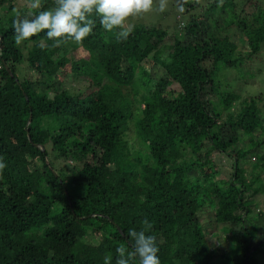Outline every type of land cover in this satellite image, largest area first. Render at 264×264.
I'll return each instance as SVG.
<instances>
[{
    "label": "trees",
    "instance_id": "trees-1",
    "mask_svg": "<svg viewBox=\"0 0 264 264\" xmlns=\"http://www.w3.org/2000/svg\"><path fill=\"white\" fill-rule=\"evenodd\" d=\"M47 3L29 9L22 2L17 10L38 14L55 6ZM173 3L181 15L167 42L169 30L148 23H132L128 39L120 40L93 13L92 33L81 43L65 41L86 52L77 59L59 54L46 30L17 46L16 16L0 24V157L7 165L0 173V264H104L107 255L115 264L116 248L129 247L128 230H139L145 218L153 225L149 234L157 237L161 264H227L222 244L211 245L208 238L217 226L237 222L238 235L231 239L236 264H244L245 252L264 233V166L253 150L264 137L243 144L264 127L255 106L244 102L231 109L237 98L216 79L222 68L239 65L240 50H258L264 17L256 22L246 10L264 0ZM1 4L14 8V0ZM185 9L199 13L183 19ZM219 13L222 27L213 31ZM21 60L27 64L22 76ZM147 60L154 70L140 68ZM28 70L39 79L25 77ZM58 75L87 82L70 91L61 81L54 84ZM153 79L155 88L174 84L180 92L164 98L150 87ZM128 124L146 148L143 154L136 156L125 140ZM230 147L238 148V156ZM208 148L231 158L224 187ZM52 154L72 163L68 176L67 168L48 160ZM248 154L253 161L246 180L237 165ZM208 200L215 206L210 219ZM263 244L247 255V264H262L254 255Z\"/></svg>",
    "mask_w": 264,
    "mask_h": 264
},
{
    "label": "rangeland",
    "instance_id": "rangeland-1",
    "mask_svg": "<svg viewBox=\"0 0 264 264\" xmlns=\"http://www.w3.org/2000/svg\"><path fill=\"white\" fill-rule=\"evenodd\" d=\"M45 1L48 2L47 5H49L50 7H52L51 4H54V0H45ZM22 2H25V0H14L13 9H7L6 4L0 5V19H1L0 24L1 25L2 23L5 24V20L7 17L16 16V12L18 11L17 8L21 5ZM173 2H175V0H166L165 11L161 12L159 11L160 0H154L152 8L148 12L143 13L138 18H130L128 23L129 24L148 23L149 25L163 26L169 30L168 31L169 35L168 37H166L167 38L166 42H167L171 38V35H172L171 30L176 24V19H178L179 16L181 15L180 13H177V8L175 7V4ZM186 10L188 9H185V11ZM246 11L248 12V14L252 16L253 20H255L256 22H259L260 19L264 17V3H262V6L258 5L257 7H253V4H252V7H250ZM216 12L217 10L214 9L213 13H216ZM185 13L182 15L183 19L189 16V14L190 15L194 14L196 16L199 12L198 10H188V13L187 12ZM218 16H219V19H218L219 23L217 21V24H214V23L210 24L212 26L211 30L213 31H216L222 27V24H220V19L222 18L220 16V13L218 14ZM115 31L116 29H113L111 32L109 31L107 32L108 34H112L113 32L115 33ZM58 46H59V50H58L59 54H65L67 56L72 57L73 59L86 56V52L82 50L81 48L76 49V45L74 43H68L64 41ZM240 51L241 52H238V55H237L238 60L236 62V64L239 63V65H236L233 68L231 67L222 68V71L218 72V79L216 80L221 85H224V87L230 90V92H232L237 98V101L233 102L234 105H233V108L231 109H236V106L238 107L244 102L249 103L251 106H255L257 113H258L257 114L258 120L256 121L258 122L261 128V127H264V33H263L260 46L258 50L255 51V53L250 54L244 50H240ZM25 52L26 51L23 49V54ZM152 64L153 63L151 61L149 62L147 60V61L141 62L139 66L142 69L152 68V70H154L155 68L152 66ZM26 67H27V64L24 60H21L18 63L17 71L21 76L23 75L22 73L27 72ZM27 75L28 76H25V77H28L31 80H34L35 78L39 79L35 71L28 70ZM62 76L63 75H60V76L58 75L57 77H55L54 84L60 85L58 82L61 81V85L64 87H67L70 91L74 88L82 89L86 85V82H87V79L71 78L69 77V75H66L62 78ZM154 80L156 79H153L152 86L150 87L152 88L154 92L158 93L159 95H162L164 98H169L180 92V89L176 87L174 84L167 86L165 88H159V87L155 88L156 81ZM90 96L93 97L94 93H91ZM223 118H224V115H221L219 117V121H221ZM88 127L89 125H86L85 127H83V131L85 132ZM260 128L256 127L255 130L262 131V129ZM261 133L264 135V131H262ZM135 134L136 132L134 131L132 124H128L124 138L125 140H127L131 149L136 148V151H137L136 156H138L146 152V148L137 142V138L135 137ZM262 134H260L259 136H256V134L254 135L252 134L251 137L249 136L250 140L248 139L246 144H243L244 142H241V144L248 147L250 146L249 142L253 141L252 143H254V142L260 141L264 137L262 136ZM241 141H244V140L242 139ZM228 150L231 152L232 157L238 156L236 155V150H238V148L233 149V147H230L228 148ZM253 150L256 153L254 156L258 157L259 162L257 163L260 164V166H264V142L259 143V145L253 146ZM19 151L20 150L18 149V152ZM207 154L208 156L211 157V159H213V162H215V167L219 172L217 175L218 178H216V181L218 183L223 184V187L226 186L228 184L227 178L229 177V172L231 173V170H232L231 165H230L231 158L226 157L222 154H219L217 151L213 150L212 148L207 149ZM244 159H245L244 164L240 165L238 162L237 167L239 171H243L241 176L244 179L246 178L248 179L249 178L248 169L251 168V166L249 165V162L253 160L250 157V154H248V156H246ZM48 160H50L52 165L56 168H61V169L67 168V171L65 170L64 173H66L67 176L69 175L68 168L70 169L72 168L71 167L72 163L69 160L63 161L61 158H58L54 154L48 157ZM66 163L69 165H66ZM260 168L261 167H259V170ZM85 171L86 170L81 171V176H79L80 181H84L87 178V173H85ZM82 174L84 175L82 176ZM73 186L68 185V188L71 190L72 189L71 187ZM77 186L78 185H76L73 188H77ZM213 196H214V199L218 198L217 193L215 195L213 194ZM214 209H215L214 202L210 200L206 206V212H207L206 216L208 217V219L211 218L209 214L213 213ZM113 216L119 222L120 220L119 216L118 215H113ZM200 216L202 219L205 218L203 213ZM72 226H73V232L75 234H78L79 230L77 229L76 224H73ZM224 226L222 227L217 226L216 233L213 235L211 234V236L208 238L209 239L208 242L211 245H216L218 242L221 243L222 244L221 251L224 257L227 258V264H236V262L239 261V255L237 254V251L235 250V241L231 239V235L232 234H234L232 236L238 235L237 232L240 229V225L237 222H235L230 227H224ZM236 228H239V229H236ZM230 231H233V233L230 234ZM99 237L100 236L97 235L96 239ZM260 251L264 252V244L261 247ZM260 251H257L255 253L254 258L256 262L264 264V253ZM211 261L213 263V261H215V257ZM218 264H222V263H220L219 261Z\"/></svg>",
    "mask_w": 264,
    "mask_h": 264
},
{
    "label": "clouds",
    "instance_id": "clouds-1",
    "mask_svg": "<svg viewBox=\"0 0 264 264\" xmlns=\"http://www.w3.org/2000/svg\"><path fill=\"white\" fill-rule=\"evenodd\" d=\"M154 0H54V7L41 10L38 14L29 11L25 15L16 12L13 20L14 40L17 46L46 30L48 39L54 40L55 45L66 40L81 43L88 37L96 25L91 19L93 13L99 18L100 25L111 32L118 31L117 38L127 40L134 30L129 24L130 18H138L148 12ZM29 9H41V0H25ZM166 8V0H160L159 11ZM179 10L182 12L183 7ZM7 165L0 157V173ZM142 227L129 229V247L123 245L116 248L115 264H161L158 252V241L155 235L149 234L153 225L147 218L142 220ZM129 248L131 250H129ZM112 256L104 257V264H111Z\"/></svg>",
    "mask_w": 264,
    "mask_h": 264
},
{
    "label": "water",
    "instance_id": "water-1",
    "mask_svg": "<svg viewBox=\"0 0 264 264\" xmlns=\"http://www.w3.org/2000/svg\"><path fill=\"white\" fill-rule=\"evenodd\" d=\"M30 121V115H28V118H27V122ZM264 240V233L262 234V236L253 244H251L250 248L245 252V255H244V264H247V255L251 252V251H254L261 243L262 241Z\"/></svg>",
    "mask_w": 264,
    "mask_h": 264
}]
</instances>
